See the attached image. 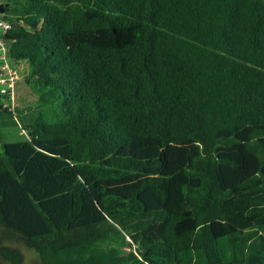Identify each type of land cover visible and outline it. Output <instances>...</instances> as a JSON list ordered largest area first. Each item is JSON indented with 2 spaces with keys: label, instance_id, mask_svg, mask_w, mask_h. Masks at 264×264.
<instances>
[{
  "label": "trees",
  "instance_id": "16d2710c",
  "mask_svg": "<svg viewBox=\"0 0 264 264\" xmlns=\"http://www.w3.org/2000/svg\"><path fill=\"white\" fill-rule=\"evenodd\" d=\"M1 3V259L264 264V0Z\"/></svg>",
  "mask_w": 264,
  "mask_h": 264
},
{
  "label": "rangeland",
  "instance_id": "374dc122",
  "mask_svg": "<svg viewBox=\"0 0 264 264\" xmlns=\"http://www.w3.org/2000/svg\"><path fill=\"white\" fill-rule=\"evenodd\" d=\"M13 69L15 80L14 92L11 96L9 95L3 99V101L11 104V106L15 105L16 107L13 108L10 113L2 112L0 114V143L4 141L21 140L24 137H27V133H25L21 128L22 124H24V120L26 119V115L22 114L21 109L26 108L29 110V108H36L35 104L37 102V98L23 81L22 72L16 68ZM1 75L4 78H8L6 70H2ZM7 82V80L0 82V88H5V92H8L6 91ZM18 246L24 255L25 264H34L37 260L36 252L23 244H18ZM0 264L9 263L0 258Z\"/></svg>",
  "mask_w": 264,
  "mask_h": 264
},
{
  "label": "built area",
  "instance_id": "2783aa9c",
  "mask_svg": "<svg viewBox=\"0 0 264 264\" xmlns=\"http://www.w3.org/2000/svg\"><path fill=\"white\" fill-rule=\"evenodd\" d=\"M11 27V23L2 15L0 12V82H4L7 80V89L6 91L9 92V95L11 96L14 92V74H13V68L10 66V61L8 58V49H7V43L4 35L8 32V30ZM2 70H6L8 74V78H4L1 75ZM2 92H5V88H0ZM11 93V94H10ZM13 108V105H12Z\"/></svg>",
  "mask_w": 264,
  "mask_h": 264
},
{
  "label": "water",
  "instance_id": "95a60500",
  "mask_svg": "<svg viewBox=\"0 0 264 264\" xmlns=\"http://www.w3.org/2000/svg\"><path fill=\"white\" fill-rule=\"evenodd\" d=\"M4 8H3V4L0 2V12L3 13Z\"/></svg>",
  "mask_w": 264,
  "mask_h": 264
},
{
  "label": "crops",
  "instance_id": "0c3cea01",
  "mask_svg": "<svg viewBox=\"0 0 264 264\" xmlns=\"http://www.w3.org/2000/svg\"><path fill=\"white\" fill-rule=\"evenodd\" d=\"M3 1H6V0H1L0 2H3Z\"/></svg>",
  "mask_w": 264,
  "mask_h": 264
}]
</instances>
